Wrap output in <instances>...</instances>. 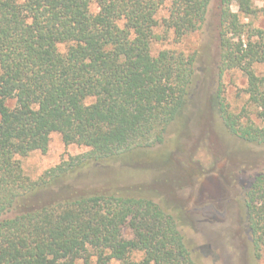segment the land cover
I'll return each mask as SVG.
<instances>
[{"label": "trees", "instance_id": "16d2710c", "mask_svg": "<svg viewBox=\"0 0 264 264\" xmlns=\"http://www.w3.org/2000/svg\"><path fill=\"white\" fill-rule=\"evenodd\" d=\"M253 1L218 0L219 75L244 74L261 125L230 113L221 90L213 106L234 136L264 145V76L254 68L264 64V32L231 8L249 16ZM212 2L95 0L94 12L91 0H0V264H198L154 200L73 184L91 167L164 144L194 92L197 57L151 53L157 14L167 6L162 26L180 41L202 30ZM53 133L89 151L31 180L19 158L47 153ZM246 207L261 255L264 172Z\"/></svg>", "mask_w": 264, "mask_h": 264}, {"label": "rangeland", "instance_id": "374dc122", "mask_svg": "<svg viewBox=\"0 0 264 264\" xmlns=\"http://www.w3.org/2000/svg\"><path fill=\"white\" fill-rule=\"evenodd\" d=\"M91 2L92 10L98 11L95 0ZM252 7L254 13L249 16L239 12L236 3L231 8L246 29L264 32V0H254ZM167 16L165 6L157 14L160 26L155 29L151 53L171 50L197 57L195 88L182 118L168 128L163 145L136 150L110 166L91 167L73 185L87 190L116 188L154 200L178 221L198 264H264V247L257 254L246 207L250 186L264 172V145L234 136L220 119L219 106H213L221 90L230 113L244 123L261 125L257 108L249 102L244 74L233 69L219 75L218 0L211 3L202 30L180 41L162 26ZM66 48L59 46L61 51ZM254 68L264 76V64ZM88 151L85 146L65 145L53 133L47 153L35 151L19 159L24 174L36 180L62 161ZM141 257V253L133 255L135 261Z\"/></svg>", "mask_w": 264, "mask_h": 264}]
</instances>
